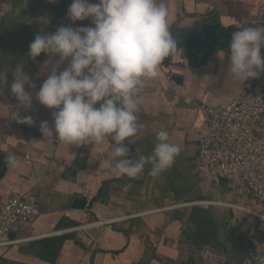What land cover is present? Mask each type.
I'll list each match as a JSON object with an SVG mask.
<instances>
[{"label":"crops","instance_id":"0c3cea01","mask_svg":"<svg viewBox=\"0 0 264 264\" xmlns=\"http://www.w3.org/2000/svg\"><path fill=\"white\" fill-rule=\"evenodd\" d=\"M71 2L0 0V71H5L7 81L0 85V210L4 198L13 193L32 195L38 203L30 224L10 236L21 240L0 244V264H223L232 218L264 252V222L231 207L202 203L226 198L257 207L251 195L245 189L232 192L225 182L201 183L197 170V144L208 129L199 106L227 102L245 90L264 93V73L241 83L227 71L232 33L240 26H264V0H167L171 32L212 16L219 25L206 40L209 50L178 48L170 63L162 61L158 75L146 81L138 113L146 127L131 138L127 158L150 155L161 127L181 151L161 177L149 176L146 166L135 179L111 173L105 160L111 137L81 146H69L55 136L45 138L40 123L52 126L54 110L41 105L27 85L32 106L19 110L34 123L11 118L18 105L11 93L16 66L23 63L35 91L47 78L44 64L49 56H28L35 36L54 33L60 26H94L91 19L73 23L67 18ZM261 54L264 57V48ZM58 61L52 57V63ZM67 64L64 61L59 70ZM175 84L182 86L179 92ZM9 154L20 158L19 167H7ZM77 197L86 198L83 207H77Z\"/></svg>","mask_w":264,"mask_h":264},{"label":"clouds","instance_id":"9594fccd","mask_svg":"<svg viewBox=\"0 0 264 264\" xmlns=\"http://www.w3.org/2000/svg\"><path fill=\"white\" fill-rule=\"evenodd\" d=\"M66 15L73 23L91 19L94 26H60L54 33L35 36L28 56L33 60L41 53L49 56L44 64L47 78L35 91L23 63L16 66L11 93L18 105L11 118L20 124L34 123L19 110L28 111L32 106L33 93L25 90L27 85L41 105L54 110L52 126L47 121L40 123L45 138L55 136L69 146H81L100 144L111 137L105 160L116 178H138L146 166H150L149 176L161 177L181 151L165 128L156 132L150 155L127 158V145L146 127L138 117L146 81L155 78L161 62L178 49L169 26L167 0H72ZM237 29L229 43L227 71L245 83L264 73V26ZM224 56L220 51L219 57ZM52 57H59V61L52 63ZM64 61L68 64L60 71ZM6 83L5 71H0V85ZM152 106L158 109L156 99ZM5 162L15 169L20 158L9 154Z\"/></svg>","mask_w":264,"mask_h":264},{"label":"built area","instance_id":"2783aa9c","mask_svg":"<svg viewBox=\"0 0 264 264\" xmlns=\"http://www.w3.org/2000/svg\"><path fill=\"white\" fill-rule=\"evenodd\" d=\"M174 88L179 92L182 86L175 84ZM199 109L208 123L197 144L201 183L220 186L225 182L232 192L245 189L257 207L232 201L202 203L231 207L264 222V93L245 90L227 102L200 105ZM37 212V199L32 195L13 193L4 198L0 210V244L19 242L21 239L10 236L27 227Z\"/></svg>","mask_w":264,"mask_h":264},{"label":"water","instance_id":"95a60500","mask_svg":"<svg viewBox=\"0 0 264 264\" xmlns=\"http://www.w3.org/2000/svg\"><path fill=\"white\" fill-rule=\"evenodd\" d=\"M218 25L215 16H212L199 21L192 27L172 31L171 34L177 42V48L201 47L203 50H209L210 46L206 40L211 38V32H215ZM212 41L214 42V39ZM163 62L169 64L170 56ZM76 201L77 207H83L86 204L84 197H77ZM226 241L227 248L223 264H264V252L250 236L237 229L233 218L228 222Z\"/></svg>","mask_w":264,"mask_h":264},{"label":"rangeland","instance_id":"374dc122","mask_svg":"<svg viewBox=\"0 0 264 264\" xmlns=\"http://www.w3.org/2000/svg\"><path fill=\"white\" fill-rule=\"evenodd\" d=\"M224 200H227V201H233L232 199L231 200H229V199H226V198H224ZM235 211H238L237 209H235ZM236 214H238V212H235V215Z\"/></svg>","mask_w":264,"mask_h":264}]
</instances>
